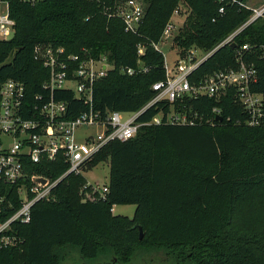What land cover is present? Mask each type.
I'll return each mask as SVG.
<instances>
[{
	"label": "trees",
	"instance_id": "16d2710c",
	"mask_svg": "<svg viewBox=\"0 0 264 264\" xmlns=\"http://www.w3.org/2000/svg\"><path fill=\"white\" fill-rule=\"evenodd\" d=\"M7 1L14 34L0 40V83L14 78L32 92L39 90L47 70L34 60L33 49L46 44L92 57L104 54L117 67H148L134 75L116 68L98 79L93 105L102 113L137 110L153 97L151 84L164 76L163 54L153 44L179 0H140L144 17L138 34L126 32L117 16H108L124 0H38L33 5ZM183 1L189 13L173 37L181 55L191 46L215 48L252 14L232 4L219 13L216 0ZM245 43L257 55V47L264 44V13L208 56L189 79L236 67V51ZM138 44L145 48L140 56ZM255 62V90L264 93V63L259 58ZM57 96L75 100L67 91ZM185 103L212 123L142 126L133 138L105 144L88 164L109 161L104 198L96 194L94 200H83L89 190L83 189L85 178L69 174L53 188V199L33 205L30 222L15 223L22 241L0 247V264H62L68 248L77 249L85 261L103 264H127L137 256H149L147 264H264V127L243 122L245 114L231 92ZM213 108L219 109L221 122ZM155 112L150 108L140 119ZM66 168L44 162L33 171L54 179ZM11 196L17 206V195ZM114 204H134L133 216L113 214ZM11 212L7 208L0 220Z\"/></svg>",
	"mask_w": 264,
	"mask_h": 264
},
{
	"label": "built area",
	"instance_id": "2783aa9c",
	"mask_svg": "<svg viewBox=\"0 0 264 264\" xmlns=\"http://www.w3.org/2000/svg\"><path fill=\"white\" fill-rule=\"evenodd\" d=\"M23 1L33 5L38 0ZM216 1L220 3L219 13L224 12L225 4L253 11L247 2L241 0ZM263 13L264 8L254 9L252 18L243 26ZM108 16H117L122 20L126 32L138 34L144 6L140 0H124ZM179 18L180 7L176 6L163 28L159 42L173 36ZM238 30L215 48L232 42ZM13 34L14 20L9 15V3L0 0V40H8ZM158 43H154L153 47L159 51ZM215 48L209 51H202L198 47L187 49L182 55L178 54L179 58L172 67L164 60V76L151 84L154 95L146 104L133 111L107 110L102 113L93 105L95 82L116 68L121 74L134 75L147 72L148 67L142 64L117 67L104 54L86 57L67 52L62 46L36 44L33 58L47 70L39 90L32 92L27 84L14 78L0 83V184L11 186L3 190L0 186V214L6 212L7 208L12 210L0 220V247L18 246L22 240L15 234V223L30 222L33 205L39 200L53 199V188L69 174L83 176V170L89 167L88 164L105 144L133 138L142 126L197 125L204 121L212 123V120L204 119L186 105L188 98H217L231 92L245 114L243 122L247 126L264 127V93L255 90L259 80L255 59L259 58L264 63V44L257 47V55L248 43L241 45L236 51V67L219 69L197 81H191L189 75ZM144 50L142 44L137 45L138 56ZM61 91L69 92L75 100L71 103L59 98L57 94ZM80 105L84 108L76 111ZM150 108L156 109V112L141 120V116ZM212 112L215 119L220 115L217 108H213ZM79 128L83 129L80 139L77 137ZM44 162H59L67 168L52 179L33 171ZM39 178H43L44 182H40ZM84 188L89 190L83 193V200H94L96 194L104 198L108 190L107 186L100 189L87 181ZM12 192L17 195V206L13 202Z\"/></svg>",
	"mask_w": 264,
	"mask_h": 264
},
{
	"label": "rangeland",
	"instance_id": "374dc122",
	"mask_svg": "<svg viewBox=\"0 0 264 264\" xmlns=\"http://www.w3.org/2000/svg\"><path fill=\"white\" fill-rule=\"evenodd\" d=\"M177 6L180 7V18H179L180 22H178L177 27H175L173 31V36L165 37L161 40V42L158 43L159 51L163 54L165 62L170 67H172L174 62L177 61V59L179 58L177 45H175V43L173 42V37L177 33L178 28L183 24V21L185 20V18L188 16L189 13L188 6L186 2H184L183 0H179ZM247 6L253 9L252 14L248 17V19H250L254 14V9L258 10L264 8V0H247ZM193 47H197V46H193ZM193 47L191 46L190 48ZM201 50L204 51L203 49ZM85 52H88V50L85 49ZM86 57H92V56L86 55ZM123 117H126V115H123ZM92 131H95V129H92ZM82 132L83 129L79 128L77 131V137L79 139L81 137ZM83 177L87 182L95 185L100 189L103 186H107L109 182V161L104 160L102 162H99L95 166L85 168L83 170ZM135 207L136 206L134 204H114L112 206V213L115 215H125L131 218L134 214ZM68 253H69L68 256L66 257L65 260H63L62 264H94L83 260L80 257L77 249L68 248ZM146 257L149 259V256ZM146 257H142V256L134 257L132 261L127 264H147ZM107 264H120V263H116L114 261H108ZM150 264H156V263L153 262Z\"/></svg>",
	"mask_w": 264,
	"mask_h": 264
},
{
	"label": "water",
	"instance_id": "95a60500",
	"mask_svg": "<svg viewBox=\"0 0 264 264\" xmlns=\"http://www.w3.org/2000/svg\"><path fill=\"white\" fill-rule=\"evenodd\" d=\"M239 31V30H238ZM237 31V32H238ZM236 32V33H237ZM233 45V44H232ZM219 47H217V48H215L214 50H213V52L211 53V54H213L217 49H218ZM210 54V55H211ZM216 119L218 120V121H221L222 120V116L221 115H218V116H216ZM40 180V182H44V179L43 178H39ZM138 229H139V238L141 239L142 238V229H141V227L140 226H138Z\"/></svg>",
	"mask_w": 264,
	"mask_h": 264
},
{
	"label": "flooded vegetation",
	"instance_id": "af4514ba",
	"mask_svg": "<svg viewBox=\"0 0 264 264\" xmlns=\"http://www.w3.org/2000/svg\"><path fill=\"white\" fill-rule=\"evenodd\" d=\"M89 262V261H88ZM94 264H103V263H99V262H95ZM107 264V263H106Z\"/></svg>",
	"mask_w": 264,
	"mask_h": 264
}]
</instances>
